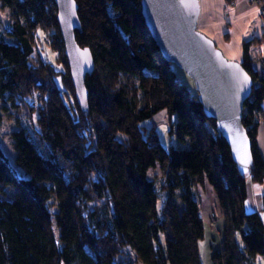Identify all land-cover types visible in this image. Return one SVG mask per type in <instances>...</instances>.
Wrapping results in <instances>:
<instances>
[{
	"label": "trees",
	"instance_id": "16d2710c",
	"mask_svg": "<svg viewBox=\"0 0 264 264\" xmlns=\"http://www.w3.org/2000/svg\"><path fill=\"white\" fill-rule=\"evenodd\" d=\"M74 1L81 25L75 40L94 61L85 112L74 96L54 1L0 0L11 39L0 37V103L16 107L30 98L35 115L10 135L13 165L0 147V264H203L198 214L206 189L224 221L211 264H258L264 218L245 204L249 183L264 181L256 144L264 56L250 53L264 33L242 43L239 64L252 84L241 120L251 158L241 171L197 93L180 85L161 57L141 0ZM37 44L56 55L59 71L35 57ZM162 112L186 148H163L145 127Z\"/></svg>",
	"mask_w": 264,
	"mask_h": 264
},
{
	"label": "water",
	"instance_id": "95a60500",
	"mask_svg": "<svg viewBox=\"0 0 264 264\" xmlns=\"http://www.w3.org/2000/svg\"><path fill=\"white\" fill-rule=\"evenodd\" d=\"M53 1L74 96L79 109L85 112L88 92L84 83L92 74L93 57L75 40V32H81L75 1ZM140 5L145 26L161 57L192 80L206 118L215 122L239 170L245 171L251 150L241 120L251 78L239 63L228 61L212 40L197 31L198 0H141Z\"/></svg>",
	"mask_w": 264,
	"mask_h": 264
},
{
	"label": "crops",
	"instance_id": "0c3cea01",
	"mask_svg": "<svg viewBox=\"0 0 264 264\" xmlns=\"http://www.w3.org/2000/svg\"><path fill=\"white\" fill-rule=\"evenodd\" d=\"M200 4L199 31L212 40L216 47L228 60L242 61V43L260 38L264 33V24L260 14L264 15V0H234L228 5L224 0H198ZM201 17V18H200ZM251 56H264V42L250 47ZM260 71L259 66H254ZM264 117V102L262 103ZM256 144L264 162V121L257 129ZM200 212L204 217L205 236L200 243L203 264H211L214 251L222 245V228L224 221L216 210V201L212 193L206 189L201 191ZM245 209L257 212L264 218V181L256 185L249 183ZM211 214L214 215L211 218ZM264 264V257L257 260Z\"/></svg>",
	"mask_w": 264,
	"mask_h": 264
},
{
	"label": "rangeland",
	"instance_id": "374dc122",
	"mask_svg": "<svg viewBox=\"0 0 264 264\" xmlns=\"http://www.w3.org/2000/svg\"><path fill=\"white\" fill-rule=\"evenodd\" d=\"M9 19V10L7 8H2L0 5V37L7 43H11V39L5 31L9 26ZM198 27L199 26H197V31L200 32ZM37 36L39 37V40L41 42L44 41V38H46L44 43H47L49 41V37L46 35L44 36L40 31L37 32ZM35 46V57L40 58L42 61H50L55 70L59 71V66L56 65V55L46 47L42 49L39 44ZM171 68L176 75L178 83L185 86V88L192 95H195L196 89L192 80L176 65L172 64ZM55 85L60 91H62V85L58 76L55 78ZM68 98L71 100L70 95H68ZM31 100L32 99L30 98L26 99L23 103L21 101H18L16 107L12 106L10 103H0V147L11 165H13L14 160V153L10 141L11 133L16 129L25 128L26 125L29 124V120H31L32 116L33 120L35 121V115L30 112L28 108V105L32 103ZM67 102L69 103V101ZM173 122L171 120V124ZM144 125L146 128H153L155 130L158 136L159 143L163 148H186V146H184L177 140L174 131L172 134L169 133L170 126L168 125V118L166 113L162 112L156 114L149 122L145 123ZM180 196L181 193L178 192L175 199V204L178 207L179 211H181L183 208V205L180 202ZM199 199L201 200V198Z\"/></svg>",
	"mask_w": 264,
	"mask_h": 264
},
{
	"label": "built area",
	"instance_id": "2783aa9c",
	"mask_svg": "<svg viewBox=\"0 0 264 264\" xmlns=\"http://www.w3.org/2000/svg\"><path fill=\"white\" fill-rule=\"evenodd\" d=\"M259 17H260V20H262V23L264 24V15L263 14H260ZM213 217H214V215L211 214V218H213ZM198 218L199 219H204V217H203V215L201 213L198 214Z\"/></svg>",
	"mask_w": 264,
	"mask_h": 264
},
{
	"label": "bare ground",
	"instance_id": "6f19581e",
	"mask_svg": "<svg viewBox=\"0 0 264 264\" xmlns=\"http://www.w3.org/2000/svg\"><path fill=\"white\" fill-rule=\"evenodd\" d=\"M198 21H199V20H198ZM198 23H199V22H198ZM198 23H197V26L199 25ZM69 73H70V72H69Z\"/></svg>",
	"mask_w": 264,
	"mask_h": 264
}]
</instances>
